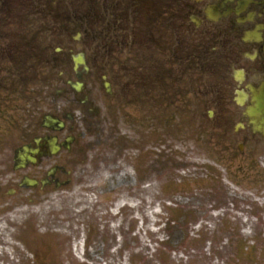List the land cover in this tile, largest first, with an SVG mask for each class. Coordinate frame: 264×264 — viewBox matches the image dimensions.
<instances>
[{"label": "rangeland", "instance_id": "obj_1", "mask_svg": "<svg viewBox=\"0 0 264 264\" xmlns=\"http://www.w3.org/2000/svg\"><path fill=\"white\" fill-rule=\"evenodd\" d=\"M41 39L51 46L50 52L58 44L47 33ZM92 45L94 57L97 42ZM82 46V42L61 46L64 51L59 54L65 57L69 50L76 54ZM4 64L0 62L1 69L6 68L0 75L2 194L19 177L11 172V155L19 135L30 121L51 111L56 95L66 90L64 77L56 78L50 69L34 71L33 62L26 58L14 59L12 67ZM14 71L23 73L13 77ZM182 109L183 119L188 120L183 137L199 134L196 143L185 138L174 141L179 130L172 126L167 128L171 136L157 145L154 120L139 118L142 112L126 109L121 119L114 121L109 113V140L103 138L98 143L93 137L88 139L93 146L77 166L85 172L77 174L68 187L36 199L26 191L19 199H0V240L6 245L7 241L13 243L4 253L0 248V264H256L257 257L258 264H264V237L242 240L247 249L256 251L254 257L238 253L239 240L228 237V213L245 211L257 198L252 212L256 219H263L264 232V185L259 187L258 182L254 186L246 179L248 187H256L250 192L253 196L228 185V147L223 146L228 144L223 130L226 112L215 111L209 119L208 111L184 105ZM130 113L136 116L134 124ZM143 136L147 139L145 148H129L132 140L139 142ZM92 169L95 174L88 173ZM231 222L238 227L236 219ZM56 238L65 241L62 249L50 244ZM35 239L39 245L30 243L28 247L25 243ZM84 239L85 248L81 245Z\"/></svg>", "mask_w": 264, "mask_h": 264}, {"label": "flooded vegetation", "instance_id": "obj_2", "mask_svg": "<svg viewBox=\"0 0 264 264\" xmlns=\"http://www.w3.org/2000/svg\"><path fill=\"white\" fill-rule=\"evenodd\" d=\"M76 30L87 45L97 30L88 71L69 69L82 85L77 91L67 80L69 93L46 114L58 122L44 116L28 126L13 151V168L27 156L25 169L48 180L32 194L72 175L90 136L104 133L101 109L139 111L150 120L183 105L226 112L228 164L238 162L240 178H249L245 167L264 152V0H0V53L8 57L54 60L40 46V32H58L70 45ZM23 194L18 184L7 192L11 199ZM236 223L228 222L230 239L243 236Z\"/></svg>", "mask_w": 264, "mask_h": 264}]
</instances>
